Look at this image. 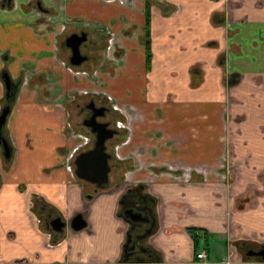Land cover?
<instances>
[{
  "label": "crops",
  "instance_id": "obj_1",
  "mask_svg": "<svg viewBox=\"0 0 264 264\" xmlns=\"http://www.w3.org/2000/svg\"><path fill=\"white\" fill-rule=\"evenodd\" d=\"M125 1L43 0L59 17L51 31L38 26L42 32L30 29L24 0L0 10V79L5 72L21 84L5 126L10 159L0 154V264H264L241 261L227 245L235 234L264 242V3L242 0L228 12L231 0H154L146 25L143 0ZM65 19H80L91 34L106 29L119 48L114 74L94 77L103 93L113 79L119 84L111 98L128 131L119 159L131 157L136 167L122 188L93 193L62 165L79 143L64 124V98L88 88L83 72L102 54L84 70L70 68L53 44ZM230 74L233 86L224 89ZM225 151L228 183L220 172ZM159 168L166 172L153 171ZM139 184L156 203L155 219L139 238L142 249L125 256L147 225L128 232L129 244L118 200L124 187ZM75 215L85 223L80 231L45 227Z\"/></svg>",
  "mask_w": 264,
  "mask_h": 264
},
{
  "label": "flooded vegetation",
  "instance_id": "obj_2",
  "mask_svg": "<svg viewBox=\"0 0 264 264\" xmlns=\"http://www.w3.org/2000/svg\"><path fill=\"white\" fill-rule=\"evenodd\" d=\"M65 1H67V0H65ZM104 1L111 2L113 0H104ZM121 1L123 4H126L125 0H121ZM153 1L154 0H143L144 7H145L146 2L149 4L148 9H147V20H146V16H145L146 25H147L149 17H150V7H151V4ZM0 2H1L0 3V5H1L0 10L5 9L8 11H11L13 9V7H15L13 4H15L17 6V4H16V2H14V0H0ZM115 2L119 3L120 0H115ZM263 3H264V0H258L255 3V6L256 7L261 6ZM159 4H160L159 10H161V8H163L165 5L162 3H159ZM19 5H20V8H22V10L27 9L28 10L27 13L32 14L33 23L31 24L30 29H32L33 31L38 30V26H40V25H44L43 29L46 28L47 30H50V31L54 28L55 21H57V19L59 17V13H55V11L53 9H51L50 7H47V5L43 2V0H24V2L19 4ZM144 7H143V12L145 14ZM237 7L238 6H237L236 2H235V4L233 1L224 2V8L228 9L227 10L228 12H229V10L231 11V9L233 10ZM226 9L223 10L222 27H224V28L226 27L225 21L227 19ZM81 22L82 21L80 19H65L64 21H62L61 22L62 25H60V27H59V35L64 33L65 30H68L69 25H73V26L78 27V28L74 29L71 32H67V34H65V36L61 40H59V38L57 39V37H56V39L53 41V44L56 46V48L58 50L63 51V53L66 54L65 62H66V64L69 65L70 50L65 47L64 41L68 36H70L72 34H74L78 37L83 36L84 40L82 42H80V44L78 46V50H79L80 57L84 58V60L75 66L69 65L70 68L71 67H79L80 65H83L85 63L90 64V61H93L91 58V53H92L91 49H98V50L100 49V50H102L101 52H102L103 57H102V63H101L100 62L101 58L99 56V63L100 64L97 65V67L101 66L100 67L101 69L100 70L94 69L92 71L88 70V71H84V72L93 79H96L94 77L95 72L107 73L109 76H112L114 74V68L116 66V63L119 61V57L121 56V55L118 56L117 51L119 50V48L116 45V43L113 41L112 33L107 31L106 29H100L101 28L100 27L99 29H97V31H93L96 34H91V33H89V29H91V28L81 26L80 25ZM241 22H243V21H241ZM43 29H39L38 31L42 32ZM228 32H230V31L228 30ZM95 35H98V36H95ZM57 40H59V43H57ZM83 49L86 50V54H84L82 52ZM65 50L68 52L66 53ZM234 50L236 52V47H234ZM107 51H110V53L108 54ZM229 51H233L231 46H230V48H228V52ZM89 53H90V56H89ZM223 61H224V57H223ZM110 67H112L111 72L108 71V69ZM95 68H96V66H95ZM3 73H5V72H2L1 75ZM226 75H228V73H226ZM234 77H236V75ZM234 77H232V74H230L228 77L227 76L224 77L225 78L224 79V89H228V88H230V86H233V83L231 81L234 80ZM20 78H22V77H20ZM39 81H40V84L42 85V90H41L42 96L46 95L47 91H46L45 87H46L47 82L44 79H39ZM0 83L4 89V95L0 100L1 101L0 109L3 108L4 106H8V109H9L8 114L5 118L4 124L1 126V128H2V127L6 126V120L8 119V116L10 113V108H11L8 104H5V101L10 100L11 103L14 102L15 94L17 93L18 87L21 84L19 82V79H13V80L10 79L9 89H8V91H5L2 79H0ZM101 86L103 87L102 82H101ZM68 94H71L70 95L71 98L68 97L66 99V101L63 103L64 104L63 106L64 107L67 106V109H69V107L70 108L73 107V109L75 110V117L77 119V121L74 122L75 127L78 128L80 131L85 132L90 140L94 139V134H91L90 128L83 126L82 122L85 120H88L90 118V116L92 115V113H94V114L96 113V115H97L95 117L96 122L106 123L107 124L106 128L115 132L110 139H108L104 142L105 152H106L107 144L109 143V141L111 139L118 140L121 137L120 132H122V131H120V128H124V130H127V127L125 124L126 123L125 118H124V116L120 115L121 112L119 111V107L115 103H113L111 95H109L107 93H103L102 91H100V94L104 98L108 99V101H111L110 107H105L103 104L94 101L93 97L86 96L88 94L94 95V93H91V92H88L85 90L79 91V92H70ZM97 94H99V93H95V95H97ZM73 95H82V97L86 96L87 99L81 98V100H76L74 97H72ZM90 103L93 104V108H95V109L103 108L102 113L100 112V114H99L98 111L88 109L86 106L89 105ZM98 114H99V116H98ZM116 115H118V119L115 121L116 118L114 116H116ZM64 117H65L64 118V122H65L64 124H66L67 130H69V126L67 123V117H68L67 112H65ZM109 117H114V122H116L114 124V127L110 125L111 120H108ZM1 128H0V130H1ZM123 132H125V131H123ZM124 135L125 134H122V137H124ZM70 136H71V134H70ZM74 136H76L74 138L79 140L77 147L74 149L73 152L72 151H66L63 155V158H62L63 167L64 168L67 167V169L69 170L71 168V166H70L71 163H69L70 159L75 153H77L73 157V161H72L73 169H71V170H73V171L75 168V166H74L75 157L79 153H81L79 151H82V149L87 147L86 149H84L82 151V152H85V151L91 149L93 146V143H92V145H90V141L87 137L84 138V137L79 136L77 134H75ZM0 137L2 139H4L6 144H7L8 157L4 158V156L2 154L1 147H0V154L4 160L8 161L10 159V147H9L6 139L2 135L1 131H0ZM121 142L124 144L125 139L124 140L122 139L119 142L120 144L119 143L118 144L121 145ZM88 145H90L91 148ZM71 153H73V154H71ZM109 156H110V154H109ZM226 157H228V152L225 151L224 154L222 155V159H221L222 166H220L221 167L220 172H222V174L224 175L223 180L225 181V183H228V178H231L232 174L230 173V171H228V160ZM117 161H119V162H117L116 167H114V166H112L113 164H111V162H112L111 156L108 159L109 173H108V184H107V188H106L107 190L104 189V190H96L95 191V187L93 185L89 184L92 187V190L94 191L93 193L99 192V191H108L109 189H111L114 186H116L117 188H120L121 184H123V182H124L125 173L128 170L136 169V167L134 166V163H133V159H131V157H129V159H126V160H122V161L117 160ZM128 161L130 162V164H127ZM69 166H70V168H69ZM153 171H155L156 173L157 172H166V168L153 169ZM72 175L75 178L73 172H72ZM110 176L114 177V181H113L112 186H110V181H111ZM116 180L119 182H117ZM81 182L85 183L83 181H81ZM85 184H88V183H85ZM142 189L143 188H142L141 184L135 185V186H130V187H124V190H123V192L120 195L119 200H118L119 216L125 220V222L127 223V226H128V231L126 232V234H127V238H128L127 241L129 244L132 242V236L130 235V233L128 234V232L133 231L136 228H139L141 224L147 225V227L145 228L146 230L144 229L145 230L144 232H142L140 235H138V234L135 235V236H137L138 239L135 238L132 245L130 246V248L132 250L130 248L127 249V246H126L125 256H128L129 254H132L133 252L137 253L142 249V246L139 244V242H140L139 238L147 236V232H149V231H147V229H149L154 224L155 218H154L153 211L155 209L156 203L149 195L143 193ZM88 196H90V197H88ZM122 196H125L126 199L121 200ZM86 198L90 199L91 194L88 193L86 195ZM31 203H32V201L30 200L28 203L29 207H30ZM53 219H48L45 221V227L50 232H54L49 227V222ZM60 221H62V220H60ZM62 222H64V221H62ZM68 223L67 224L65 223V226L62 228V230L59 233H61L68 226ZM74 232H77V231H74ZM227 245H229V247L233 250V253H236L239 256L241 261L254 260L257 262H264V254L263 255L261 254L258 256H247V254H249V253H259L260 251H264V242H259L254 237H250L248 239H242V238L240 239V237L235 234L234 238L231 241H229V243ZM203 255H204V253H203ZM225 264H232V263L230 261H228Z\"/></svg>",
  "mask_w": 264,
  "mask_h": 264
},
{
  "label": "water",
  "instance_id": "obj_3",
  "mask_svg": "<svg viewBox=\"0 0 264 264\" xmlns=\"http://www.w3.org/2000/svg\"><path fill=\"white\" fill-rule=\"evenodd\" d=\"M84 40V37H78L74 34L68 36L64 45L70 50L69 65L75 66L78 63L82 62L84 58L80 57L78 46L80 42ZM1 79L5 88V91H8L10 86V79L6 73L1 75ZM88 109L98 111L102 113L103 108L95 109L93 104L90 103L86 106ZM8 106H4L0 109V128L4 124L5 118L8 114ZM98 114V116H99ZM96 113H92L88 120L82 122L83 126L90 128V133L94 134V142L91 149L79 153L74 160V171L73 174L75 178L85 183L91 184L95 187L96 190H104L107 188L108 184V159L110 158L109 154L105 152L104 142L112 137L115 133L114 131L107 129L106 123H98L95 121ZM0 147L2 149V154L4 158L8 157V147L4 139L0 137ZM90 197V196H88ZM126 199L125 196L121 197ZM65 226V223L60 221L59 218H55L49 222V227L54 232H60ZM68 227L73 231H80L85 227V223L81 219L80 215H75L70 219ZM263 255L264 251L259 253H249L247 256H258ZM263 257V256H262Z\"/></svg>",
  "mask_w": 264,
  "mask_h": 264
},
{
  "label": "rangeland",
  "instance_id": "obj_4",
  "mask_svg": "<svg viewBox=\"0 0 264 264\" xmlns=\"http://www.w3.org/2000/svg\"><path fill=\"white\" fill-rule=\"evenodd\" d=\"M231 1H233L234 2V4H235V2L237 3V6L239 7L241 4H242V0H231ZM67 30H65V32L64 33H62V34H60L59 35V33H58V35L56 36V37H58L59 38V40H61L64 36H65V34H67ZM57 38V39H58ZM59 40H57V43H59ZM90 50V49H89ZM97 50L98 49H91V51H92V53H91V58H93V57H95L96 56V52H97ZM65 52L67 53L68 51H66L65 50ZM82 52L84 53V54H86V50H82ZM108 52V54L110 53V51H107ZM92 54H93V56H92ZM120 54H118V56H119ZM89 56H90V53H89ZM102 57H103V55L100 53V62L102 63ZM65 62V61H64ZM66 63V62H65ZM68 65V64H67ZM86 63L85 64H83L82 66H81V68L80 69H82V70H84V69H86ZM69 66V65H68ZM70 67V66H69ZM101 66H98V67H96L95 69H98V70H100L101 68H100ZM111 68L112 67H110L109 69H108V71L109 72H111ZM73 69V68H72ZM71 70V69H70ZM74 70V69H73ZM93 70V69H92ZM91 70V71H92ZM73 73H76L75 72V70L74 71H72ZM83 72V71H82ZM83 75H85L86 77H85V80L87 81V83L89 84H87V86H88V88H86L85 90L86 91H97V93H99V94H97V95H95V93L94 92H92V93H94V95H91V94H88V95H86V96H91V97H93V99H94V101H96V102H98V103H101V104H103L105 107H110L111 106V101H108V99H106V98H104L101 94H100V91H102V86H101V82H102V80L101 79H93V78H91L90 76H88L85 72H83ZM117 81H118V79H117ZM126 82H128V80H126ZM136 82H137V87L135 88L136 89V91H140L141 89H140V86H141V79H136ZM114 86H116V90H119V84H117L116 83V81L113 79L111 82H109V84H108V90H106V93L107 94H109V95H111L112 96V92H111V90H113V88H114ZM121 91H122V93H123V96H126L129 92H130V87H129V84L127 83V84H124V83H122L121 84ZM71 94H68L67 96H66V98H64V102L66 101V99L69 97V98H71V96H70ZM86 96H83L82 97V95H73L72 97H74L76 100H81V98H85V99H87V97ZM84 99V100H85ZM107 100V101H106ZM65 110H66V112H67V115H68V117H67V123H68V126H69V130H68V135H69V137H70V134H71V138H73L74 139V137H76V136H74L75 134H77V135H79V136H82V137H84V138H88L89 139V137L87 136V134L85 133V132H83V131H80L78 128H76L75 127V124H74V122L75 121H77V119H76V117H75V110L73 109V107L72 108H70L69 107V109H67V106H65ZM116 119H115V121L118 119V115H116V116H114ZM114 117H109L108 118V120H111L110 121V125L111 126H113L114 127V124L116 123V122H114ZM120 131H122V132H120V135H121V137L118 139V140H116V139H111L110 141H109V143L107 144V149H106V152L108 153V154H110V156H111V159H112V162H111V164H113L112 166H114V167H116V165H117V162H119V161H117V160H120L119 159V154H118V148H119V142L123 139H125L126 137H127V133H128V131L127 130H124V128H120ZM123 131H125V132H123ZM127 132V133H126ZM122 134H125L124 135V137H122ZM113 140V141H112ZM73 141V143H76L74 140H72ZM89 141H90V145H92V143H93V141H94V139L93 140H90L89 139ZM123 142V141H122ZM122 142H121V144H122ZM119 143V144H118ZM90 145H88L90 148H91V146ZM87 148V147H86ZM86 148H84V149H86ZM75 149V148H74ZM74 149L72 150V152L74 151ZM84 149H82V151L84 150ZM82 151H79V152H82ZM78 152V153H79ZM71 154H73V153H71ZM77 153H75L72 157H71V159H70V162L69 163H71L70 164V166H71V168H70V166H69V171L70 172H73V170H71V169H73V167H72V161H73V157L76 155ZM121 158H122V156H121ZM117 159V160H116ZM111 177V176H110ZM112 181H114V179H113V177H111V181H110V186H112V184H113V182ZM117 181V180H116ZM115 181V182H116ZM117 182H119V181H117ZM116 182V183H117ZM107 190V189H106Z\"/></svg>",
  "mask_w": 264,
  "mask_h": 264
},
{
  "label": "trees",
  "instance_id": "obj_5",
  "mask_svg": "<svg viewBox=\"0 0 264 264\" xmlns=\"http://www.w3.org/2000/svg\"><path fill=\"white\" fill-rule=\"evenodd\" d=\"M148 6H149V4L146 2L145 3V7H144V9H145V16H146V20H147V9H148ZM5 104H8L10 107H11V105H12V103H11V101L9 100H7V101H5ZM1 133H2V135L4 136H6V133H5V127H2L1 128ZM31 205H32V203H31ZM31 205H30V210H31ZM188 233H189V235L191 236V238L193 239V240H195V242L196 241H198V237H197V235L195 234V233H192L190 230L188 231ZM194 242V243H195Z\"/></svg>",
  "mask_w": 264,
  "mask_h": 264
},
{
  "label": "built area",
  "instance_id": "obj_6",
  "mask_svg": "<svg viewBox=\"0 0 264 264\" xmlns=\"http://www.w3.org/2000/svg\"><path fill=\"white\" fill-rule=\"evenodd\" d=\"M196 258H197V259H202V258H204L203 253H202V252L198 253V254L196 255Z\"/></svg>",
  "mask_w": 264,
  "mask_h": 264
}]
</instances>
